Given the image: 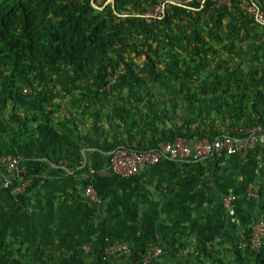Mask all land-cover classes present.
<instances>
[{
  "label": "trees",
  "instance_id": "obj_1",
  "mask_svg": "<svg viewBox=\"0 0 264 264\" xmlns=\"http://www.w3.org/2000/svg\"><path fill=\"white\" fill-rule=\"evenodd\" d=\"M158 1L114 0L100 9L97 0H0V154L75 169L86 149L112 153L135 142L147 151L178 138L264 133V25L237 0L173 5L145 23ZM135 32L143 44L130 45ZM20 100L30 102L27 110ZM31 187L30 178L20 198ZM250 239L245 247L193 244L173 233L154 244L162 254L148 264H264V244L255 252ZM107 246L3 240L0 264H144L145 245H129L131 255L120 257L107 255Z\"/></svg>",
  "mask_w": 264,
  "mask_h": 264
},
{
  "label": "crops",
  "instance_id": "obj_2",
  "mask_svg": "<svg viewBox=\"0 0 264 264\" xmlns=\"http://www.w3.org/2000/svg\"><path fill=\"white\" fill-rule=\"evenodd\" d=\"M110 156L86 149L75 169L68 162L48 169L40 160L23 158L21 167L32 187L20 199L2 187L0 175V242L63 249L83 244L99 250L105 239L144 246L176 233L191 243L223 241L243 247L245 238L264 223L262 142L245 140L236 145L235 154L201 162L163 160L127 179L110 171ZM89 169L94 173L88 180ZM89 184L101 202L98 206L85 197ZM253 188L258 196L249 198ZM73 191L77 193L67 201L64 197ZM229 197L236 200L226 208Z\"/></svg>",
  "mask_w": 264,
  "mask_h": 264
},
{
  "label": "built area",
  "instance_id": "obj_3",
  "mask_svg": "<svg viewBox=\"0 0 264 264\" xmlns=\"http://www.w3.org/2000/svg\"><path fill=\"white\" fill-rule=\"evenodd\" d=\"M243 9L244 13L251 19L264 25V0H237ZM230 0H219L217 5H227ZM205 3H211V0H159L156 4L147 8L143 15L145 23L152 24L161 20L166 10L173 5H180L188 8L203 6ZM95 7L103 9L108 5H114V0H97ZM132 44H143L144 35L138 32L133 33L130 40ZM147 51V48L144 49ZM110 76L108 81L114 84L117 80L118 74ZM31 90L24 89V94H30ZM245 135H249L246 139L247 143H264V133H260L259 129H249ZM245 141V140H244ZM243 144V140H237L235 137H223L215 142L208 139H201L197 141L195 146H191L188 140L178 138L174 141L165 142L156 149L147 151H140L135 142H128L125 147L119 148L111 153L110 156V171L122 178H131L138 175L144 167H150L159 164L163 160H172L179 163H194L213 155L220 156L222 154L232 155L236 152V145ZM23 157L13 155L0 154V175L3 176L2 187L9 191V194L14 198H20L30 185V177L27 175L22 166ZM90 173H94L90 170ZM86 196L90 199V204L99 203V198L95 193L93 187H88ZM258 196V189L248 191L249 198H256ZM235 197H229L224 201L226 208H229L234 202ZM108 246L105 249L107 255L130 256L131 250L127 243L123 241H110L105 239ZM264 244V223L258 224L251 236L250 248L255 252H259ZM245 247V246H243ZM146 256L144 257V264H148L152 259L159 257L162 250L154 244H146ZM89 248L86 247V251Z\"/></svg>",
  "mask_w": 264,
  "mask_h": 264
},
{
  "label": "rangeland",
  "instance_id": "obj_4",
  "mask_svg": "<svg viewBox=\"0 0 264 264\" xmlns=\"http://www.w3.org/2000/svg\"><path fill=\"white\" fill-rule=\"evenodd\" d=\"M213 2L217 4L218 0H212L211 3H213ZM2 99H3V102H4V103L3 102L2 103L6 107L11 108L13 106L14 102H13V100L10 97H4ZM18 102H19L20 108L23 109V110H27L28 106H30V102H26V101H22V100H20ZM17 199H20V198H17ZM193 244H196V243L194 242Z\"/></svg>",
  "mask_w": 264,
  "mask_h": 264
}]
</instances>
